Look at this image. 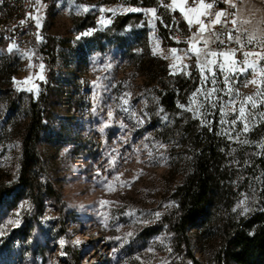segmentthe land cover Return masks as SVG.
<instances>
[{
  "label": "rangeland",
  "instance_id": "374dc122",
  "mask_svg": "<svg viewBox=\"0 0 264 264\" xmlns=\"http://www.w3.org/2000/svg\"><path fill=\"white\" fill-rule=\"evenodd\" d=\"M235 3L243 51H261L264 45L257 40L249 43L248 37H264V7L256 0ZM150 8L156 9L155 15ZM180 14L174 6L162 7L153 0L122 9L115 0H39V44L9 51V45L2 49L0 38V88L9 85L22 93L17 101L20 119L12 126L3 125L7 105L6 97L0 98V132L15 135L27 119L29 98H37L43 88L37 74L45 78L52 60L42 48L50 40L55 54L51 69L55 74L54 117L64 114L66 103L74 101L70 108L72 139L57 148L41 146L52 158L50 172L60 197L38 203L21 200L16 206L0 203V264H193L188 247L179 243L169 224L177 207L172 193L182 179L178 168L186 165L185 157L175 162L173 142L164 143L149 119L157 116L162 123L198 119L222 138L232 150L229 161L238 164L246 153H264V119L260 117L264 103L255 109L246 106L255 116L254 121L249 118L248 132L242 131L241 121L232 125L222 120L235 119L238 111L230 109H238L245 96L259 99L256 93L264 86L250 83L258 78L259 69L232 73L213 65L215 74L202 72L195 54H185L193 35L186 20L181 23L186 35L175 34ZM204 35L209 39L208 50H227L214 45L213 30ZM199 46L203 47V41ZM173 47L186 65L182 70L170 53ZM147 54L162 58L173 74L193 76L195 86L181 103L185 107L179 106L175 114L165 112L158 103L157 82L146 75V64L139 58L146 55L145 60ZM236 58L243 61L242 52ZM259 63L264 66V59ZM225 77L239 94L233 91L229 96ZM211 89H216L212 95L216 107L205 100L204 93ZM229 99L237 103L229 105ZM201 101L205 102L202 115L189 110V105L195 107ZM221 105L228 109L223 116ZM226 130L236 138L230 140ZM7 145L0 170L15 177L19 142L11 139ZM244 172L251 183L235 207L242 215L258 207L260 179L254 171L242 168L240 176ZM130 210L135 211L128 214ZM190 235L195 257L208 264L195 232Z\"/></svg>",
  "mask_w": 264,
  "mask_h": 264
},
{
  "label": "trees",
  "instance_id": "16d2710c",
  "mask_svg": "<svg viewBox=\"0 0 264 264\" xmlns=\"http://www.w3.org/2000/svg\"><path fill=\"white\" fill-rule=\"evenodd\" d=\"M6 46L3 43L2 49H7ZM42 48L52 59L40 82L42 91L37 98H29V115L15 135L0 132V159L8 152L7 144L11 139L19 142L16 176L12 177L10 172L5 175L0 170V203L11 206L21 200L38 203L43 198L60 197L50 172L52 158L41 146L57 148L73 137L70 108L74 101L66 103L68 110L64 114L54 117L55 74L51 71L55 62L54 46L50 40ZM145 56L139 58L142 65L146 64V75L157 82L155 91L159 105L165 112L175 114L195 86L193 76L173 74L162 58L147 54L144 60ZM2 96L6 97L7 105L3 125L12 126L20 119L17 101L22 93L7 85L0 88V98ZM149 122L153 123L164 143L173 142L175 162L185 157L186 165L178 168L182 170V179L172 193L177 207L169 224L179 243L188 247L192 263L202 264L192 252L191 231L195 232L198 244L204 249L208 264H264V153H246L238 168V164L228 159L232 150L198 119L162 123L153 116ZM241 168L260 175L258 207L243 215L237 213L235 207L240 194L248 191L251 180L246 172L240 176Z\"/></svg>",
  "mask_w": 264,
  "mask_h": 264
},
{
  "label": "snow or ice",
  "instance_id": "6c2138e0",
  "mask_svg": "<svg viewBox=\"0 0 264 264\" xmlns=\"http://www.w3.org/2000/svg\"><path fill=\"white\" fill-rule=\"evenodd\" d=\"M175 7L179 10L180 13L183 14L185 20L189 24V26L196 25V31L193 32L192 37L187 41L188 43V50L185 54L188 53H194L196 56V64L197 67L200 68L202 72H205V70L211 71L213 74H215V68L211 67L213 65H216L220 68L221 71L227 70L232 73H245L248 69H252L253 71H256L259 69L258 72V78L254 77L250 83H255L258 86H264V66H260L259 61L261 59H264V47H262L261 51L258 52H248L243 51L244 44L243 41H241L240 36L233 37L231 35V32L228 33V40H235L238 44H240V48H229L227 50H208V43L209 39L204 35L206 32H212V25L220 24V23H227V21H221V17L224 15H227L225 10H216L214 13L211 11L213 8L212 3L206 2V0H192V3H189V0H171V4L168 5V7ZM86 7V6H85ZM149 12L153 13L155 15L156 9L150 8L148 9ZM32 14L29 13V17L31 18ZM207 18V22H205V19ZM23 23V21H22ZM36 23L37 26L40 24L39 17H36ZM233 24H235V20L232 21ZM37 39H41V37L37 36ZM218 39V37H217ZM253 40H257L259 43L264 45V37H255L254 35H249L248 42L251 43ZM203 41V47H200V42ZM14 45L9 44L8 49L11 51L13 49ZM240 51L242 52V55L244 56V60L240 61L236 58V53ZM170 53L174 57V59L177 61V64L179 65L180 70H182L186 65H184L181 61V57L177 54L178 49L173 47L170 49ZM254 57V59H250ZM243 66H240V65ZM174 65L170 64L169 67L172 68ZM40 68L43 69V64L40 65ZM38 79L43 80L44 76L40 73L37 74ZM206 75V73H205ZM16 79L15 77L13 78ZM213 84H215V80L212 81ZM37 85L35 83L32 84V89H36ZM31 90V89H30ZM225 90L228 92L229 96L231 97L232 92L235 91L237 94H239L238 89H232L228 86V78L225 77ZM216 91V89H211L204 93L205 100L212 106L216 107V104L212 101V95ZM198 93H193V96H196ZM130 95V94H128ZM256 97H259V99L253 97V96H245L243 99L239 101V108L232 107L230 111L237 112L238 115L235 119L231 121H224L222 120V123H230L232 125H235L237 121H241L244 125L242 131L248 132L250 130L249 126V118L251 117L252 120H255V116H252V113L249 111V109L246 107L247 105L251 104V107L253 109L257 108L258 105L261 103H264V87H259L258 91L256 93ZM219 99V98H217ZM122 101L124 104H127V99L122 98ZM204 101H201L196 104L195 107H192L189 105V110L193 111L197 115H202L201 109L204 107ZM237 103L234 99H229L228 104L229 105H235ZM181 108H184V104L179 105ZM221 114L222 116L226 114L228 109H226V106L221 105ZM109 118L113 116V113L110 111L108 113ZM260 117L264 119V113L260 114ZM139 120V118H138ZM226 135H228V138L234 139L236 137L231 136L228 134L227 130L225 132ZM243 143H249V141L245 140ZM160 147H163V145H160ZM114 163V161H112ZM104 203H107L105 201ZM241 203H245V201H241ZM135 210H130L128 214H132ZM248 209L245 207L244 212H247ZM19 212V210H18ZM158 215V214H157ZM19 223V221H16ZM131 235V233H129ZM119 239V237H117ZM61 243L63 244L64 241L61 240ZM79 243V241H77Z\"/></svg>",
  "mask_w": 264,
  "mask_h": 264
},
{
  "label": "built area",
  "instance_id": "2783aa9c",
  "mask_svg": "<svg viewBox=\"0 0 264 264\" xmlns=\"http://www.w3.org/2000/svg\"><path fill=\"white\" fill-rule=\"evenodd\" d=\"M148 0H115L118 8H126L133 4L144 3ZM151 1V0H150ZM158 5L166 8L171 4V0H153ZM264 7V0H256ZM213 4L212 12L216 10H225L227 15L221 17V21L227 23H220L212 25L214 32V45L220 49L237 48V42L228 40V33L231 32L233 37L239 36L237 6L235 0H206ZM38 3L39 0H0V38L7 45L13 44L14 48L23 46H36L39 44L41 37L39 26L36 23L38 17ZM192 3V0H189ZM198 3V0H197ZM29 13L32 14L31 18ZM207 22V18H204ZM233 19L235 24L232 23ZM23 21V23H22ZM185 21L183 14L176 19L175 34L177 37L186 35L181 23ZM189 34L196 31V25L187 27ZM218 37V39H217Z\"/></svg>",
  "mask_w": 264,
  "mask_h": 264
}]
</instances>
